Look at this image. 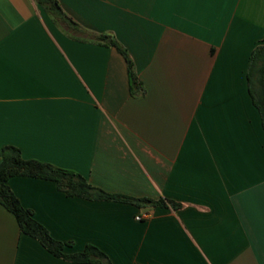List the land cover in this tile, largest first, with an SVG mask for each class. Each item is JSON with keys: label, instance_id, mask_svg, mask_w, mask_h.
I'll list each match as a JSON object with an SVG mask.
<instances>
[{"label": "crops", "instance_id": "0c3cea01", "mask_svg": "<svg viewBox=\"0 0 264 264\" xmlns=\"http://www.w3.org/2000/svg\"><path fill=\"white\" fill-rule=\"evenodd\" d=\"M58 2L82 32L37 0H0V150L165 204L13 176L22 205L66 252L93 244L114 264H264V128L248 77L264 0ZM101 34L128 52L136 93ZM0 264L90 263L56 256L0 204Z\"/></svg>", "mask_w": 264, "mask_h": 264}, {"label": "trees", "instance_id": "16d2710c", "mask_svg": "<svg viewBox=\"0 0 264 264\" xmlns=\"http://www.w3.org/2000/svg\"><path fill=\"white\" fill-rule=\"evenodd\" d=\"M46 11L56 17L70 23L74 28L82 32L81 27L72 18L67 16L58 0H37ZM97 40L101 43H110L118 47L125 55L132 82V91L136 93L141 82L133 71V62L124 49L116 40L109 35H98ZM250 91L254 103L258 107L264 128V44L258 46L252 56L249 70ZM0 204L11 211L18 221L22 232L38 239L50 252L65 259L90 264H114L108 255L98 246L89 244L84 250L66 252L65 246L70 243L54 238L47 227L34 217L31 209L24 207L20 199L13 192L8 181L13 176L25 175L40 177L56 181L58 187L69 196H81L87 199L117 200L144 206L151 202L165 204L164 200H152L149 198H137L117 193H110L100 187L92 185L82 174L64 167L54 165L38 159H27L22 150L15 145H6L0 150Z\"/></svg>", "mask_w": 264, "mask_h": 264}, {"label": "built area", "instance_id": "2783aa9c", "mask_svg": "<svg viewBox=\"0 0 264 264\" xmlns=\"http://www.w3.org/2000/svg\"><path fill=\"white\" fill-rule=\"evenodd\" d=\"M143 216L147 217L148 216V213H145ZM136 219L141 220L142 219V215L136 216Z\"/></svg>", "mask_w": 264, "mask_h": 264}]
</instances>
